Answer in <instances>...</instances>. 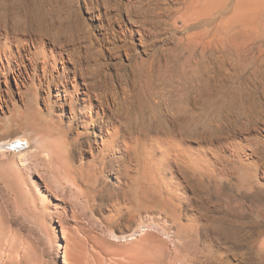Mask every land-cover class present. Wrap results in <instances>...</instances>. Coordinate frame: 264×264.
I'll return each mask as SVG.
<instances>
[{"label": "bare ground", "instance_id": "obj_1", "mask_svg": "<svg viewBox=\"0 0 264 264\" xmlns=\"http://www.w3.org/2000/svg\"><path fill=\"white\" fill-rule=\"evenodd\" d=\"M65 1L0 0L1 81L6 78L11 62L19 63L27 56L32 58L33 63L41 60V72L44 77L49 73L52 79L54 76L50 72L57 68L56 62L63 60L64 55L71 64L61 63L58 76L65 85L60 83L56 88L57 98L61 99L58 111H54L51 103L45 101L47 104L44 111L35 110L20 117L25 125L37 132L39 145L34 150L20 151L13 164L5 161L8 157L4 160L6 163H1L0 177L7 180V184L2 182L4 192H0V264H37V261L30 262L29 258L31 252L42 245L36 243L35 238L39 235L49 238L51 244L55 243L56 250L53 253L61 261L60 264H163L165 252L168 256L167 264H194L197 254L193 251L196 249L191 251V248L181 254L175 246L170 248L168 242L160 240L157 232L169 233L168 230L171 229L165 225L160 226L159 222L158 225L149 222L148 226H131L132 228L117 232L109 229L105 231V235L104 230H100V235L98 230L89 225L88 227L82 221L80 215L89 211L84 203H89L90 200L94 203L97 190L106 178L105 174L110 172L107 164L111 161L115 164L112 170L113 186L117 189L115 194L119 198L118 202H127L132 206L141 197L142 190L151 188L166 197L176 209L184 212L186 218L191 215L188 225L178 226L184 232H179L184 238L188 235L191 238L193 234L201 237L200 222L211 221L207 225L210 229L206 227L205 231L225 244L220 258L215 257L216 254L211 256L213 264L217 260H227L231 251L235 252L240 264L263 262L264 225L261 222L264 220V186H259L257 179H264V141L249 137L237 140L233 137L231 130L236 126L230 118V105L224 108L215 121L217 128L227 123L226 127L229 129L218 138L210 127L205 134L196 131L195 104H158L167 99L168 95L178 96L182 91V87L178 85L179 69L170 68L168 60H160L157 56L163 53L158 49L147 51L150 54L145 53L146 59L135 58L128 51L133 81L131 85L129 75H123L124 87L119 92L114 81H109L105 76V68L102 70L105 73L102 74L103 66L100 67L99 64L103 61L99 62L93 57L90 45L79 41L83 36L77 25L69 20V9ZM149 1L129 2L131 8L134 4H137L134 7L143 6L141 9L136 8L132 14L128 12L129 16L135 17L134 24L138 26L136 31L122 29L120 26V41L124 44L120 47L113 46V51L125 48L128 44L125 40L135 32L142 38L154 36L152 30L158 27L161 19L159 14L151 15L155 8L150 11L144 3ZM199 1L188 0L190 15L195 14ZM152 44L148 46L157 43L152 41ZM96 51V54L100 53ZM86 57L88 58L83 61ZM167 73L170 74V83ZM21 79L14 80L18 89ZM194 83L191 79L190 90L194 89ZM151 100H156L157 103ZM160 106L167 110V118L170 117L168 120L163 119V115L161 117ZM223 106H216L212 111L218 112ZM244 106L233 113L237 122H240L241 130H246L251 122L252 110ZM240 119L245 121L241 122ZM78 127L80 130L75 132L74 137L71 136V132ZM93 134H98L95 142L90 141ZM84 142L88 145L90 159L84 162L80 157L79 162L75 163L74 154L81 153ZM245 146L251 148V154H246ZM32 158L42 164V170L34 166ZM251 158L256 160L248 163ZM220 186H223L222 195L219 192ZM150 195L148 193L147 197L144 196L147 199ZM130 210L134 211V208L130 207L128 211ZM197 214H203L205 218ZM150 226L156 233L150 232ZM204 226L205 224L203 228ZM35 233L37 236L34 237ZM253 237L254 243L263 253L261 260L251 255L246 256L248 240ZM205 240V248L213 246V239L205 237Z\"/></svg>", "mask_w": 264, "mask_h": 264}, {"label": "rangeland", "instance_id": "obj_2", "mask_svg": "<svg viewBox=\"0 0 264 264\" xmlns=\"http://www.w3.org/2000/svg\"><path fill=\"white\" fill-rule=\"evenodd\" d=\"M128 1H65V4L68 5L69 9V20L72 24L77 25L78 31L81 33V36H83L79 41L85 42L90 45V47H92L91 51L92 53H94V56L93 54L91 55L95 59H98L99 62L100 60L103 61L99 64L100 67L103 66L101 67V72L102 74H104V71H106V73L108 71L107 74L105 73V76L109 81H114L113 83L117 87V90L119 92H122V89L124 87L123 75H129V82L132 85L133 78L131 79L130 76L131 68L129 66L130 61H128V51L135 58L137 57L140 59H146L145 53H149L147 51H154L155 49H158L163 53V55L161 54L160 56H157L160 60H162L163 62L165 60H168L170 63V68L177 67L179 69L180 72L178 73V85L182 87V91L178 94V96L176 94H172L171 96L168 95L167 99L161 101L163 103L160 102L158 104H195L194 112L196 131H198V133L205 134V131H207L208 127H210L211 129H214V132L216 134L215 136L218 138L219 136L225 134V132L229 129L226 127L227 123L221 126V128H217V122L215 121L218 115L222 114L224 108L230 105L232 108H227L231 110L232 114L230 118L232 120V123H234L233 125L236 126L231 130L233 137L236 139H241L243 137H249L252 139L258 138L261 141H264V0H200L198 3V5L200 6L197 5L195 7V14L192 15L188 13V0H160L161 2H158L159 0H150L149 3H147L148 1L144 2L146 5H148L150 11L154 10L155 8V10L152 11L151 15L157 16L159 14V19H161V22L160 20L158 21L160 22V24L157 23V25L159 24L158 27L156 26V29L152 30L154 36H150L151 38H142L140 37V34L135 32L132 35H129V39L127 38L125 40V43H128L125 48L121 50L115 49V51H113V46L120 47V45L122 46L124 44L120 41V26H122V29L125 28L134 31H136L138 26L136 23L134 24L135 17L129 16L128 12H131L132 14L136 11V8L138 9V7H140L141 9L143 8V6L141 5L142 7H134V5H137L134 4L131 8L129 2L132 0H130L129 2ZM102 2H105L104 4L106 5H104ZM106 2L109 3L108 5H111L109 6L111 10L109 9ZM114 2L117 4H115ZM156 2L158 3L159 8L161 7L160 10L158 6H156ZM112 3L114 7L112 6ZM126 6L128 9L126 8ZM130 8L131 11H128ZM179 9L180 11H178ZM155 11H157V13ZM106 12H108V14ZM110 14L113 15V17H111ZM160 15L163 17L161 18ZM128 16L130 17V19ZM112 20H114V23L112 22ZM130 26L132 28H130ZM152 41L156 42L157 44L149 47L148 45H153ZM143 46L147 49H144ZM128 47L130 48L129 50ZM97 49H99L98 52L100 53L96 51ZM30 50L34 51V49L31 47ZM95 51L98 54H96ZM82 52L85 51L82 50ZM65 57L66 55H64L63 60H60L61 62L59 60L56 62L57 64L55 65V67H57L58 69L53 68L52 70L55 71L51 70L50 72L54 76V79H56L55 82L54 79L51 78L49 73H47L48 75L46 74V76L44 77V73L41 72L42 63L39 59L38 61L33 63L32 58H30V56H27L24 57L19 63L16 61L10 63V68L6 71L8 73H6L5 75L6 80L4 78H2V81L0 80V160L3 159L4 161L8 157V159L5 160L6 162H16V157L20 151L34 150L39 145L37 132L32 130V128L28 125H25L26 123H24V121L22 122V119L20 117L35 110L44 111V109H46L45 104L47 103H51L50 105L54 109V111H58L57 109L61 104V99L57 98L56 88L60 83L65 85V82H62L63 79L59 78L58 76L60 67L62 65L61 63H63L64 65H71L68 63ZM87 58L88 57L83 58V61ZM29 63L32 66L29 65ZM115 67L117 68V70ZM121 67L123 68V70ZM119 68L121 69V71ZM115 71L118 73H116ZM24 72L27 74H25ZM31 72L35 74H31ZM127 72L130 74H128ZM21 77H23L24 80L21 79ZM19 78L22 81L18 89L14 80ZM167 79L168 83H170L169 73H167ZM191 79H193L195 82L194 89H191L192 91L189 88V82ZM39 83L42 87H40ZM55 83L57 86L55 85ZM69 85L70 82H68V86ZM48 86L50 88H48ZM45 97L46 99H44ZM155 101L156 100H151V102H154L156 104L157 101ZM219 105L224 106L218 112L212 111L214 107ZM241 106H248V108H251L252 110L251 122L248 123L246 130H241L239 128L240 122H237V119L233 114L236 109L241 108ZM159 108H161L159 109L160 111L162 110L160 112L161 117L163 115V119L168 120L170 117L167 118V116L169 115L165 107L160 106ZM254 110L256 111L254 112ZM244 121L245 120L243 119L241 122ZM78 130H80L79 127L77 129H74L71 132L72 134L70 133L71 136L74 137L75 132H77ZM229 134L227 135V137H229ZM96 135L98 134H93L92 136L94 138L91 136L90 141H97ZM83 144L84 146L81 148V153L76 152V154H74L75 163L79 162L80 157L83 158L84 162L90 159V153L87 150L88 145L85 142ZM249 148L250 147H244V149H247L245 150L246 154H251L252 150L251 148ZM11 157L12 159L10 160ZM32 160L35 164L34 166L37 167V169L39 168L38 170H42V164H40L35 158H32ZM250 160H248L247 162L253 163L256 159L251 158ZM3 161H0V172L2 170L1 163H6L5 161ZM111 162L107 164V170H109L111 173L109 172L108 174H105L106 178L97 190L94 203L91 200L89 203L87 201L88 204L84 203V205L87 206V210L89 209V211L85 215H80V217L84 223H87V226L89 225L90 228L96 231L98 230V233L100 235H102L101 231L104 230L103 235H105V233L109 229L115 230L117 232L120 229L132 227L134 228L135 226H139L142 224H144L145 226L146 224L148 226L150 223H155L158 225L159 222L160 226L165 225L171 229L168 230V232L170 231L169 233L157 232L160 240L163 242H168L170 248L176 247L177 249H179L181 254L186 253L191 248V251L196 249V251L198 252L200 250L198 253L196 251H193V253L197 254V259L194 264H213V254H216L215 257L221 256L223 250L222 247H225V244L219 242L215 235L212 237L211 234H208L207 231H205L206 227H208V230L210 229L207 225L211 224V221L207 220L204 223L202 221L200 222V225L202 227L201 237L193 234V237L191 238L190 235L184 238L181 234H179V232L181 231L180 229H178V226L188 225L190 223L189 220L191 215L186 218L184 212H181L180 209H176V207L172 203H169L166 197L160 195L156 191L154 192L153 189H145L146 191L142 190V193H140L141 197L135 200L132 206L127 202H118L119 198L116 195L117 189L115 188V186H113L114 176L112 170L115 164L113 162L112 164ZM0 180H2L0 181V192H4L2 191L4 187L2 186V182L5 181V184H7V180H3L1 177ZM257 183L259 184V186H264V179L262 177H259L257 179ZM220 187L221 188L219 192L222 195L223 186ZM147 191L151 195L146 199L148 194ZM144 195H146V197ZM153 195L158 196L155 197ZM143 197L145 199H143ZM162 199L164 200L161 201ZM130 207H133L134 211H128ZM167 210L168 213H166ZM198 215L202 218H205L203 214H197V216ZM170 216H172L173 218ZM249 219L251 220V218ZM100 222H103V224ZM202 223L205 224L204 228ZM101 224L103 228L100 227ZM172 224L175 228L171 227ZM261 224L264 225V220L261 222ZM149 229H151V226ZM150 232L156 233L154 229H151ZM181 233L184 234V232ZM172 234L176 238V241H174V237ZM35 236H37L36 233L34 234V237ZM39 236H37L38 238H35L36 243L39 246L41 244L42 245L40 246V248H38V245L35 243V247L40 250L38 251V249H34L33 252H31L29 258L30 262L37 261V264H60L61 261L57 260L55 257V253H53L56 250L55 243L51 244L49 238L44 235ZM205 237L214 240V249L213 246L205 248ZM43 239L47 240L44 241ZM254 239L255 237L248 240L246 256L251 255L261 260L263 259V253L261 252V249H259V246L254 243ZM178 241L180 242V244ZM230 253L232 254H230L231 256L229 255L227 260H217L215 261V264H240L236 259L237 257L234 254L235 252L233 253V251H231ZM49 258L53 261H51ZM167 262L168 256L165 252L163 264H167ZM257 264H264V261H258Z\"/></svg>", "mask_w": 264, "mask_h": 264}]
</instances>
